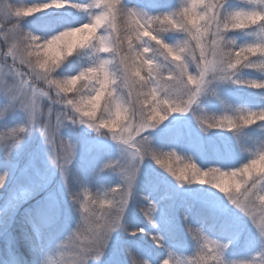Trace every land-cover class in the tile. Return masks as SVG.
<instances>
[{
	"label": "snow or ice",
	"instance_id": "snow-or-ice-1",
	"mask_svg": "<svg viewBox=\"0 0 264 264\" xmlns=\"http://www.w3.org/2000/svg\"><path fill=\"white\" fill-rule=\"evenodd\" d=\"M253 2L249 0V4ZM238 3L242 6L233 7L229 0H185L174 8L158 3L154 14L128 7L123 0H39L23 8L11 10L9 4V11L0 9L4 23L29 16L36 17L34 13L43 14L50 10L71 9L88 16L87 21L79 26L66 25L63 30L51 36L28 32L23 34V39L29 42L26 45L29 49L28 57H45L39 63V68L46 74V78L52 74L59 77L48 81L59 93L65 96L74 93L78 83L92 87V95L83 102H67V106L75 113L72 122L76 123L78 116L81 125L105 139L110 136L111 140L122 146L121 159L108 160L99 170L115 172L120 181L117 186L111 187L118 197L115 201L119 205L118 216L103 226V233H98V248L107 249L113 239L112 234L126 227V212L135 200L138 176L145 161H155L163 166L166 157L175 155L157 150L150 137L151 130L158 128L173 114L191 113L202 133L226 126L233 133L236 147L242 154L253 145L257 146L255 151L248 153V162L235 170L208 167L205 171L197 167L192 157L189 159L194 162L185 168L177 171L168 165L166 170L181 188L186 184L203 185L206 183L203 177L209 175L231 177V186L226 179L208 185L218 190L229 204L250 221L252 227L264 235V215H261L259 207L249 203L254 195L256 203L264 205V169L256 167L258 161L264 159V139L250 143L246 134V130L253 125L264 129V109L252 111L237 107L218 92L221 85L228 84L243 85L264 92V78L244 79L241 75L245 70H253L264 77V35L249 31L264 24V11L249 7L240 0ZM10 31L22 29L16 24ZM236 32L256 38L238 44L234 38L228 39L230 33ZM174 35H179L180 39L173 43L170 41ZM60 40L64 41L63 49L56 46ZM74 50L78 57L87 56V62L75 74L64 75L61 69L74 56ZM9 59L10 64L0 65V96L11 102L9 107L20 102L28 112L30 126L40 128V135L51 149L52 164L60 174L65 190L70 185L69 168L76 157L75 145L61 135L68 112L55 106L47 93L33 86L30 64L23 53L18 54L15 44L8 50L6 61ZM202 96L216 97L225 110L233 112V116H224L218 121L205 120L199 115L197 107ZM109 99L112 101L113 115L106 120L101 116L106 104L101 110L100 103ZM24 131L22 128H9L5 131L4 136L14 141L9 146L10 150L19 148L15 138ZM28 167H25V172ZM189 169L194 177L192 179L187 174ZM241 175L245 180L235 179ZM42 181L39 187L41 190L47 189L50 180L42 177ZM77 182L84 183L83 180ZM6 185L4 178L0 177V189H5ZM30 194L27 191L21 193L24 198ZM83 196L86 206L89 198L87 189H84ZM143 198L146 207L141 208V211L147 224L155 228L157 204L148 196ZM111 203L103 201L102 206ZM200 203L201 211L213 221V225L219 223L225 228L231 226L222 202L218 204L205 198ZM59 217L60 199L52 191L45 197L36 216L29 215V223L37 242L35 248L45 239V233L57 224ZM187 220L185 216L188 235L202 240V247L212 249L221 246L217 240L209 239L203 227L187 223ZM142 233L144 229L138 227L131 231L130 236ZM152 241L167 252L161 235H153ZM222 246L229 248V243ZM127 256L128 264H134L135 259L140 257L131 247L127 248ZM171 256L169 252L168 257ZM199 260L205 261L202 253Z\"/></svg>",
	"mask_w": 264,
	"mask_h": 264
},
{
	"label": "rangeland",
	"instance_id": "rangeland-1",
	"mask_svg": "<svg viewBox=\"0 0 264 264\" xmlns=\"http://www.w3.org/2000/svg\"><path fill=\"white\" fill-rule=\"evenodd\" d=\"M34 2H39V0H28V3ZM170 2L175 7L184 3L185 0H170ZM237 3V0H229V4L233 7L242 6ZM128 4L131 7L140 8L152 14V1L136 0L135 3L128 2ZM60 13H64L65 16L72 19L69 26H79L80 23L86 22L88 19L86 14L71 9L50 10L43 14L34 13L33 16L37 15L36 17H25L26 21L22 27L37 35L51 36L61 31L56 27L52 29L48 27L51 22L50 18ZM44 18L49 20L45 19L43 21ZM243 34V32H236L230 33L229 36L240 44L245 41ZM179 39V35H174L170 42L174 43ZM0 45H2V41H0ZM73 55L61 69L62 73L75 74L80 70L82 64L87 62V56L78 57L75 53ZM10 63L11 59H9ZM245 73L246 70L241 75L243 76ZM255 75L260 79L264 78L258 72ZM0 86H2V82H0ZM218 92L224 99L240 108H242V101L245 100L258 105L264 104V92H261V96L260 93H254L252 90L242 88L240 85H221ZM253 97L257 98L253 100ZM5 102L0 96V107ZM104 103L105 101L102 100L101 110ZM197 107L200 110L199 115L207 121H218L227 115L233 116V112L225 110L216 97L202 96ZM45 111H47L46 107ZM212 113H217L220 118H215ZM99 115L100 112L98 111L97 116ZM26 120L27 114L25 112H10L4 120L0 121V131L14 128L25 123ZM53 123H55V117H53ZM61 135L76 147V157L70 165L68 174L69 184L72 187H76L75 182L77 180H83L91 190L106 189L118 185L120 177L115 172L99 170L104 162L121 159L122 146L111 140L110 136L105 139L85 125L72 126L68 124L61 129ZM150 137L153 146L157 150L164 153H175V155L165 158L163 166L155 163V161H145L138 176L135 200L140 197L143 199L140 203H146L143 194H140V190L145 188V196H148L152 202L157 204V211L154 213L156 227L153 228L147 224L141 210H133L130 215L132 221L128 224L126 220V227L130 232L140 227L144 229V233L137 236H130L119 231L115 233L109 247L106 249L108 256L102 261V264H117L119 261V264H128L126 249L131 247L133 251L141 255L144 254V251L141 252L143 250L141 248L145 249V246L156 251L154 253L152 250L147 249L148 252L144 257L149 261V264H155L159 254L157 250L161 249L152 241V236L157 234L164 238V245L166 243L170 245L169 248H166L165 245L167 252L161 249L163 253H166L167 258L169 252L181 258L188 256V250L193 252L194 245H191L188 249L190 243H187L183 248H180L179 245H176L175 240L166 239V229L173 227L175 231L182 233L188 239L185 216L188 218L187 223L192 224L190 205L193 203L201 204V200L205 198L218 204L222 202L225 215L231 225L225 228L219 223L213 225V221H210L207 227L225 229L227 232L230 229L239 231L244 233L246 238L252 239L254 246L261 247V242L258 240L256 231L250 221L229 204L226 198L217 192L218 190L212 189L207 183L203 185L186 184L181 188L166 170L167 166L171 165L173 169L179 171L194 161L198 164L197 167H201L205 171L208 167H221L222 170H228V168L233 170L235 167H239L241 165L239 159L245 155V152L242 154L237 149L232 132L225 131L223 128L212 129L209 133H202L199 124L196 123L192 114L188 113L171 115L158 128L151 130ZM258 139L256 137L250 138L252 142H257ZM29 145V150L32 153L28 161L26 160L25 164H22L19 161V151L24 150V147H29ZM235 150L239 153V157ZM48 153L49 146L44 143L38 132L33 131L32 135L25 139L20 148L12 152L8 160L0 158V171L7 169L9 172L5 189H0V264H38L42 252L52 248L75 226L77 217L67 203L63 180L56 169L50 165ZM189 157H192L194 161L190 160ZM26 166H29L27 172H25ZM187 174L191 175L190 169ZM42 177L50 180L47 189L44 190L39 187L43 183ZM25 191L31 193L26 198L21 195ZM52 191H55L60 199V217L57 224L45 233V239L39 244V247L35 248L34 245L37 242L32 231V225L29 223V215L36 216L45 197ZM10 193H12L11 196ZM209 193L213 195H208ZM135 200L130 203L126 217L130 213L129 210L133 209ZM227 237L230 239L229 235ZM209 239L212 240L211 237ZM246 240L241 238L237 243L242 245ZM125 241H127V244L123 247ZM130 242H133V244L136 242L138 249H135ZM230 246L234 245L230 244ZM228 259L248 260L250 257L244 254L242 257Z\"/></svg>",
	"mask_w": 264,
	"mask_h": 264
},
{
	"label": "clouds",
	"instance_id": "clouds-1",
	"mask_svg": "<svg viewBox=\"0 0 264 264\" xmlns=\"http://www.w3.org/2000/svg\"><path fill=\"white\" fill-rule=\"evenodd\" d=\"M241 3L248 5L249 7H256L261 11H264V0H254L253 3L249 4V0H240ZM9 4H11L12 9L16 7L23 8L25 5H28V0H0V9L4 11H9ZM25 19L18 21H11L9 23H4V17L0 16V65L9 63V60L6 61V56L9 48L15 44L17 46L18 54L23 53L25 55L26 61L30 64L31 67V77L33 86L47 93L52 100V103L59 107L64 108L68 112V118L65 121L66 126L71 124L72 126L81 125L79 117L77 116V122H72V117L75 115L70 109V106H67V102L71 100L73 103L83 102L87 97L92 95V87L81 83L74 93L71 95L65 96L63 93H59V90L54 86L49 85V80L56 77L54 74L48 75L43 73L39 68V63L45 59L44 56L32 55L31 57L27 56L29 49L26 47L28 41L23 39V34L31 32L22 27ZM16 24H19L22 31H10ZM11 25V27H9ZM253 34L261 32L264 35V24H260L257 27H254L249 30ZM71 37H69L70 39ZM228 39H233L230 36ZM56 46L60 49L64 47V41H57ZM32 51H35L34 49ZM2 95V94H0ZM10 101H6L2 107H0V121L4 120L10 112L23 111L27 114V120L25 123L20 124L14 128L24 129L25 131L20 133L15 139L18 142L19 147L24 143L25 139L32 135L33 131H36L40 134L39 127H31L29 124V115L25 110L24 106L20 102H16L13 107H9ZM106 107L102 110L101 116L104 119H111L113 115V106L111 99L105 102ZM5 131H0V158L8 160L14 150H10V145L14 142L12 139L4 136ZM42 137V136H41ZM43 138V137H42ZM44 141V140H43ZM48 160L50 165L55 169V165L52 164L51 149L49 148ZM248 162V160H247ZM247 162L243 163L246 164ZM256 167L264 169V159L258 161ZM0 177H3L4 180L9 179V172L7 169L0 171ZM190 179L194 178L192 174L189 176ZM207 184H215L220 182L223 179L227 180L229 186L232 185L233 179L231 177L220 178L215 175H209L203 177ZM238 181L245 180L243 175L235 178ZM76 187L69 185L65 189V196L69 207L75 213L77 220L75 226L70 230V232L59 242H57L52 248L42 252L41 257L38 261V264H100L101 259L103 258L106 248H98V233H103L104 225H107L110 222H113L114 219L118 216L117 208L119 205L115 202L118 200V197L112 192L111 187L106 189L91 190L86 183L75 182ZM84 189H87L89 192V198L85 206V200L83 196ZM103 201H112L110 205L104 204ZM249 203L254 207H259L261 210V215H264V205H259L255 201V196L253 195L250 198ZM255 229V227H253ZM121 233L130 235V231L127 227H122L118 230ZM256 231L257 238L261 242V250L258 257H253L248 260H230L227 257L228 248H224L222 245L224 242H221L217 239L220 247L217 248H205L202 247L203 241L199 238H191L194 250L191 255L185 256L183 258L178 257L174 254L163 261V264H264V235H261L259 231ZM113 233L112 235H114ZM127 253V249H126ZM203 254L205 261H200L199 256ZM134 264H149L147 259L142 257H137L134 261Z\"/></svg>",
	"mask_w": 264,
	"mask_h": 264
},
{
	"label": "trees",
	"instance_id": "trees-1",
	"mask_svg": "<svg viewBox=\"0 0 264 264\" xmlns=\"http://www.w3.org/2000/svg\"><path fill=\"white\" fill-rule=\"evenodd\" d=\"M133 1L134 0H123V3L126 6L131 7L128 4V2H133ZM158 3L166 4L168 7H171V8L174 7V4L171 3L170 0H155L154 10H155V6ZM237 4H239V3H237ZM154 10H153V14H154ZM45 19L46 18H44L43 21H45ZM46 20H49V19H46ZM50 20H51V22L48 25L49 29L56 27L57 29L63 30L66 25H70L72 22V19L70 17L65 16L64 13L57 14V15L51 17ZM243 38L245 41H251L255 38V36L246 35L244 33ZM74 53H75V50H74ZM256 73L257 72H255L253 70H246V73L242 77L244 79H260V78H258L257 75H255ZM63 74L64 75H70L68 72H63ZM240 86H242V88L244 87L246 89L252 90L254 93H260V95L262 96L260 90L247 88L243 85H240ZM78 87H79V85H77V88ZM257 97H253V100H255ZM101 103H102V101H101ZM101 103H100V106H101ZM241 106H242V108L250 109L252 111H260L261 109H264V104H262V105H258V104H254V103L249 104V102H247V100H245L243 102V104H241ZM212 114L215 118H217V119L220 118L217 113H212ZM227 116H229V115H227ZM229 117H231V116H229ZM224 130L228 131L226 126H225ZM246 134L249 138H255V137L259 138L257 140V142L264 139V129H262L259 125L251 126V128L246 130ZM249 142L251 143L252 141L250 140ZM256 147L257 146L253 145L251 148H248L247 151H245V155H243L239 159L240 164H241L240 166H242L243 163L247 162L248 153L251 151H255ZM29 148H30V145H29V147H24V150L21 149L19 151V153H20L19 161L22 164H25L26 160L28 161L29 156L32 153L31 150H29ZM235 152L238 154L237 156L239 157V153L236 150H235ZM235 168H237V167H235ZM235 168L233 170H235ZM253 175H256V173H253ZM140 194H143V196H145L146 195V189L144 188V189L140 190ZM141 200H143V199L138 197L134 202L133 209L129 210L130 213L126 217L128 224L132 221V217L130 215H131L133 210H135V209L141 210V208L146 207V203H140ZM190 209H191L190 220H191L193 225H199V226L203 227L205 233L209 237H211L212 239H217V240H220L221 242L229 243V248H228V251L226 254L228 258L242 257V256H244V254L248 255L250 258L259 256L261 247L254 246L252 239L246 238L244 233H241L239 231H235L232 229H230V231L227 232V230H225V229L221 230L218 228H216V229L215 228H213V229L209 228V227H207V224H208V222H210L212 220L208 219L206 217V215L201 211V204L193 203L192 205H190ZM165 235L167 237L166 239L175 240L176 245H179L180 248H183L187 243H190V245L188 246V249L191 245H193V242L190 240L191 236H189V238L187 239L185 236L182 235V233H179L177 230L175 231L173 229V227H169L168 229H166ZM228 235L230 236V239L227 237ZM241 238H244L245 240L247 239L245 241V243H243L242 245L237 243V241ZM130 243L133 244V242H130ZM126 244H127V241H125V243H123V247H125ZM230 244H233L234 246H230ZM165 245H166V248L170 247V245L167 243ZM133 247L135 249H138V244H136V242H134ZM141 249H143L141 252L144 251V254L142 253L140 255V257H142V258L146 257V254L148 252L147 249H149V251L152 250V252L156 253V251L154 249H151L150 247L145 246V249L144 248H141ZM134 252H136V251H134ZM157 252H159V254H158V258H157L155 264H162V261L167 259V255H166V253H163L161 249L157 250ZM188 252H189V255L192 254L191 250L190 251L188 250ZM107 256H108V252L105 251L103 258L100 261V264H102V261L105 258H107ZM123 261H126V260H123ZM119 263H120V261L117 264H119Z\"/></svg>",
	"mask_w": 264,
	"mask_h": 264
}]
</instances>
